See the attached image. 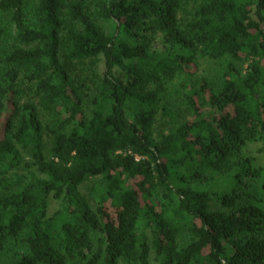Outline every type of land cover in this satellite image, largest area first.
<instances>
[{"label": "trees", "instance_id": "16d2710c", "mask_svg": "<svg viewBox=\"0 0 264 264\" xmlns=\"http://www.w3.org/2000/svg\"><path fill=\"white\" fill-rule=\"evenodd\" d=\"M0 264H264V0H0Z\"/></svg>", "mask_w": 264, "mask_h": 264}, {"label": "rangeland", "instance_id": "374dc122", "mask_svg": "<svg viewBox=\"0 0 264 264\" xmlns=\"http://www.w3.org/2000/svg\"><path fill=\"white\" fill-rule=\"evenodd\" d=\"M159 39H157L154 43H152L154 49H161V44H159ZM222 68L218 66L217 64L214 63H204L202 62L200 65L199 72L200 74L206 75L205 77H208L212 81H217V77L220 74V71ZM167 102L168 106H171L170 103H175L176 102V96L175 94L169 89L167 93H165L164 100ZM56 208V203L51 204V210H54Z\"/></svg>", "mask_w": 264, "mask_h": 264}]
</instances>
